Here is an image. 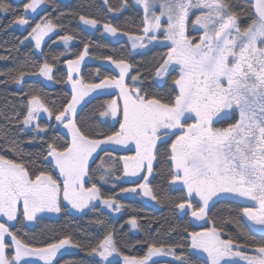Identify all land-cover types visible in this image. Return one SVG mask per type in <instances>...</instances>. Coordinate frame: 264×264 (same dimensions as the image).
<instances>
[{"label": "snow or ice", "instance_id": "snow-or-ice-1", "mask_svg": "<svg viewBox=\"0 0 264 264\" xmlns=\"http://www.w3.org/2000/svg\"><path fill=\"white\" fill-rule=\"evenodd\" d=\"M46 3L47 0L25 3L9 26L29 27L28 35L16 38L14 45L0 44V49L8 53L0 60L18 61L12 70L0 71V76L5 77L0 84L19 86L25 108L21 116L15 110L9 114L7 102L0 107V119L5 121L0 125V147L15 157L0 155V217L26 225L37 221L42 213H60L62 201L79 212L93 201L119 212L123 205L111 196L103 197L92 180L94 176L101 181L109 177L123 179L115 176L117 161L105 146L132 144L135 154L117 159L123 161L124 176H139L143 183L122 188V194L142 195L157 204L170 199L166 193L158 195L153 183L163 156L166 183L185 192L182 200L174 203L176 210L184 215L190 211L197 220H206L211 219L209 212L223 197L251 201L258 207L244 206L240 214L249 228L264 234V0H254L248 7L241 0H133L143 12L140 34L123 31L111 23L103 24L104 31L114 37H127L132 50H147L155 42L163 44L167 51L155 59L147 76L139 71L129 76L133 65L125 58L96 57L115 65L118 77H100L97 69L99 81L86 83L82 76L73 78L89 54V44L85 43L75 59L66 61L71 97L60 107L37 92H23L29 77L53 81L54 64L45 58L42 64L32 65L30 54L23 60L14 55L26 41H34V49H42L45 37L64 29L63 24L48 17L30 25L28 14H36ZM103 3L110 14L130 7L128 0H121L115 8L109 0ZM14 12L7 0H0V15ZM77 18L83 26L100 25L97 19L83 14H77ZM190 27L202 32L198 39L188 34ZM75 39L69 34L59 36L66 46ZM29 67L36 70H26ZM126 79L132 81L131 85ZM112 88L119 89V98L105 102L96 115L120 116L119 130L111 134L90 131L78 109L82 111L81 104L90 93L99 95ZM155 88L166 92L152 91ZM42 114L47 121L67 129L70 140L62 145L47 142L37 161H26L23 157L30 154L23 145L35 139L20 140L11 133L17 128L20 132L47 133L50 125H41ZM41 160L50 170H42ZM53 171L62 179L53 176ZM92 223L104 226L103 220ZM128 223L139 229L135 217ZM222 223H235L244 242L213 222L204 231L188 234L192 256L198 250L206 253L210 264H264V238L248 243L249 237L238 219L229 216ZM13 227L0 223V264H61V258L72 249L99 257L97 264H120V260L110 257H120L123 264H168L154 259L160 257L193 264L188 254L177 252L184 248L183 244L150 243L145 255L128 256L121 251L114 230H107L95 245L89 240L75 241L71 235L34 245L17 235ZM169 230L175 229L170 226Z\"/></svg>", "mask_w": 264, "mask_h": 264}, {"label": "trees", "instance_id": "trees-1", "mask_svg": "<svg viewBox=\"0 0 264 264\" xmlns=\"http://www.w3.org/2000/svg\"><path fill=\"white\" fill-rule=\"evenodd\" d=\"M7 2L15 12L0 15V44H4L5 47L16 44V38L23 39L30 31L29 27L26 31H20L9 26L13 15H19L23 10V5L28 3L29 0H7ZM241 2L245 7H248L252 1L241 0ZM120 3L121 0H109V4L114 8L119 7ZM128 3L130 7L124 11L118 14H110L103 0H70L68 2L47 0L46 7L35 17L29 19L30 25L34 26L43 17H48L54 22L63 24L64 29L58 30V32L44 42L41 50L43 55L36 53L31 41H26L14 55L19 60H23L26 54H30L32 65L42 64L43 60L47 58L49 63L54 64L53 84L48 86L42 80L28 78L23 92H37L46 100L55 101V106L60 107L71 97V89L67 82L66 61L75 59L82 52L85 43L89 44V59L81 65L79 76H82L86 83L98 82L100 77H118V69L115 65H112L110 61L97 59L96 57L112 56L113 59L125 58L133 65L130 76L136 75L137 71L147 76V69L152 66L155 59H158L159 56L167 51L166 47L154 46L146 52L134 53L126 41H112L105 37L101 30L94 32L87 31L81 26L77 18V14H83L89 18L97 19L101 24L111 23L123 31L139 35L140 29L143 27V12L139 8L132 6L131 0H128ZM61 13L64 15H61ZM64 34L76 37L68 47L57 43V38ZM53 41L56 42L54 43ZM7 54L6 51L0 49V56ZM54 56L58 57V59L53 60ZM17 63L18 61L12 59L0 60V71H10L16 67ZM97 69H99L100 77L96 76ZM26 70H36V68L29 67ZM3 79L5 77L0 76V80ZM127 83L131 85L132 81L128 79ZM152 91L164 94L166 89L155 88ZM20 94L21 88L19 86L15 84H0V107L5 106L7 102L6 111L9 114L15 110L19 111L22 116L25 108L23 101L20 99ZM112 97L113 94L96 95L81 105L82 111L78 109L81 121L87 122L90 131L96 130L111 134L119 130V123H101L100 117L96 115L98 110H102L101 106L108 100H111ZM49 106L51 107L52 105L49 104ZM4 122L3 119H0V125L4 124ZM39 122L42 126L46 123L50 125L47 133L38 135L32 130L20 132L18 128L13 129L11 133V135L19 137L20 140L35 139L34 143L23 145L25 152L30 154L23 157L26 161H37L38 154L45 151L47 142H56L62 145L70 140L68 135L55 121L49 122L46 118L41 117ZM2 144L3 142L0 141V145ZM120 153L116 154L120 155ZM102 154L100 153L101 156H103ZM0 155H6L9 159L15 158L12 153L4 151L2 147H0ZM161 161L162 163L159 166L156 179L153 183L158 195L166 193L170 199L163 200L158 208H154L138 198H120L118 194L121 189L132 185V183L114 181L109 178L107 184H105L103 182L106 181H101L98 176H94L92 182L100 187L102 196L105 198L109 196L113 199L117 198L119 203L123 205L121 207L122 213L119 217L114 218L110 216L106 211L101 209L99 204L95 205V208L91 206L85 213L78 215L71 212L62 203V211L58 217L40 218L32 227L23 223L14 224L15 227L12 230L16 231L17 235L26 242L34 245L54 242L66 235H71L75 241L89 240L92 245H95L97 240L101 239L107 230H114L115 239L119 243L124 255L143 256L146 254L150 243H156L158 246L161 244H183L184 248L177 249V252L183 251L188 254L193 259V264H209V262L201 254L197 253L196 256H192V250L189 247L191 239L188 234L212 227L213 222H215L216 226L223 227L224 232L231 234L234 239L242 243L244 242V236L238 233L235 223H222V220L227 219L229 216L239 220L244 232L249 237L248 243L264 238V234L249 228L245 218L241 216L240 210L244 206L240 202L230 198H221L209 212L211 219L206 218L202 223L195 220L191 216L190 211L188 215H184L182 212L176 210L173 205L182 200L185 192L179 190V188L170 187L166 183L164 177L167 175V164L163 162V156H161ZM39 163L42 165V170H50L42 160ZM116 174H122V167L119 161ZM52 175L59 178L58 173L55 171L52 172ZM150 180H152L151 177ZM132 217L137 219L139 229H133L128 223ZM98 219L104 221L103 227L92 223ZM170 226L174 227L175 230L170 231ZM224 238L228 237L225 236ZM98 260L96 257L87 255L84 251H77L65 254L61 258V264H64L65 261H72L74 264H97Z\"/></svg>", "mask_w": 264, "mask_h": 264}, {"label": "rangeland", "instance_id": "rangeland-1", "mask_svg": "<svg viewBox=\"0 0 264 264\" xmlns=\"http://www.w3.org/2000/svg\"><path fill=\"white\" fill-rule=\"evenodd\" d=\"M16 1H20V0H16ZM61 1H63V2H68V1H70V0H61ZM131 5L134 6V7L139 8V9L142 11V8H141L140 6L133 4V0H131ZM45 7H46V4L41 5L40 8H38L36 14H31V13H29L27 18L30 19V18L35 17V16H36L40 11H42ZM193 19H194V17H193ZM80 24H81V23H80ZM81 26H82L85 30H87V31H91V32L101 30L102 34H103L105 37L109 38L110 40H112V41H119V40L126 41L127 43H129V45H130V47H131V41H130L127 37H125V36H116V37L111 36L109 33H107V32L104 31V29H103V24H101V23H100V25H98L97 28H90V27H87V26H83L82 24H81ZM12 27H13V28H16V29H18V30H20V31H26V30L28 29V27H20V26H12ZM55 33H56V32L51 33L49 36L45 37V38H44V42H45L49 37H51L52 35H54ZM161 39H162V37H161ZM31 42H32L33 45H34V41H31ZM44 42H43V44H44ZM57 43H58L59 45L64 46V47H68V46L71 45V43H73V41L70 42V43L66 46V45H64V43H63L62 41L59 40V37H58V38H57ZM42 46H43V45H42ZM154 46H164V45H163V44H158V43H155V42H154L152 45H149V46H148V49H150V48H152V47H154ZM131 49H132V47H131ZM148 49H147V50H148ZM41 50H42V49H35L36 53L39 54V55L41 54ZM147 50H132V51H133L134 53H141V52H146ZM88 59H89L88 56H86L84 62H87ZM84 62H83V63H84ZM83 63H82V64H83ZM82 64H81V65H82ZM66 69H67V72H68V65H67V63H66ZM79 73H80V72H79ZM79 73H74V74H73V78L75 79V78L80 77V76H79ZM130 73H131V71L129 72V76H130ZM118 74H119V69H118ZM29 78H30V79H38V80H42V81H43L46 85H48V86H51V85L53 84L52 81H48L47 79H45V78H43V77H39V78H36V77H29ZM127 80H128V79H126V83H127ZM68 86L70 87V89H72V85H71L70 82H68ZM104 94H113L112 99H118V98H119V89L112 88V89H109V91H108L107 93H101V94H99V95H104ZM96 95H98V94L95 93V92H94V93H90L89 96H86V97H85L84 102H86L87 100H89L90 98H92V97H94V96H96ZM84 102H82V104H84ZM121 102H122V101H121ZM82 104H81V105H82ZM41 117L46 118V116H45L44 114H42ZM100 119H101V121H103V123L118 124V121L121 120V117H120V116H117V117H115V118H102V117H100ZM59 126H60V128H61L62 130H64V132H65V133L68 135V137L70 138V135L68 134L67 129H64L62 125H59ZM105 147H107V149L112 153V158L115 159V160L117 161L116 164H115V166H114L115 176H116V177H123V179H115V178H113V177H109L111 180H114V181H122V182H127V183H132V185H130V186H128V187H134L137 183H143V181L140 180L139 176H137V177L124 176L123 170H122V174H121V175L116 174V172H117V164H118V161L120 162L121 167H122V164H123V161H122V160H119V159H117V158H119V157H123V156H131V155H134V154H135V151H134V145H132V144H129V145H127V146H124V145H107V146H105ZM113 151H114V152H113ZM132 151H134V152H132ZM115 152H116V153L121 152L122 154L120 153V155H118V154H116ZM102 155H103V154H102ZM105 159L107 160L108 158L105 157ZM140 175H144V173H141ZM59 178H60V177H59ZM60 179H62V178H60ZM149 179H150V177H149ZM103 183L107 184V181H106V182H103ZM86 187H87V186H86ZM118 195H119L120 198H138V199L142 200L143 202H145L146 204H148V205H150V206H152V207H154V208H158V207H159V204H157V203L154 202V201H151V200H150L149 198H147V197H143L142 195H136V194H122L121 191L119 192ZM223 198H232V197L227 196V197H223ZM115 199H116V200L118 201V203H119V200H118L117 198H115ZM232 199H234V198H232ZM62 203H63V205H65L66 207H68V209H70L71 212H73V213H75V214H78V215L85 213V212H86V211H87L92 205H97V204H99V206H101V209H102L103 211H106L110 216H112V217H114V218L119 217V216L121 215V213H122L121 209H120L119 212L112 211V210L108 209V208H107L105 205H103L102 202H100V201H93V202L89 205L88 208L84 209L83 212H79V211H77V210L71 208V206L67 203V201H62ZM62 203H61V204H62ZM119 204H120V203H119ZM59 214H60V213H42V214H40V216H39L38 219L43 218V217L56 218V217L59 216ZM194 219L197 220L196 218H194ZM198 221L201 222V223L203 222V220H202V221H201V220H198ZM0 223H9L10 225H14V224H15V222H7L6 217H0ZM35 223H36V221H35V222H27L26 225L29 226V227H32V226L35 225ZM204 230H205V229H204ZM204 230H202V231H204ZM258 232H259V231H258ZM77 251H78V250H76V249H72L70 252H77ZM197 253L203 255V256L207 259V261H208V258H207L206 253L199 252L198 250H197ZM93 257H94V256H93ZM96 258L99 259V257H96ZM110 259H118V260H120L121 264H123V261H122V259H121L120 257H110ZM154 259H161V260L167 261L168 264H179V262L176 261V260H174L172 257H160V258H154ZM208 262H209V261H208ZM40 264H42V262H40ZM209 264H210V262H209Z\"/></svg>", "mask_w": 264, "mask_h": 264}, {"label": "flooded vegetation", "instance_id": "flooded-vegetation-1", "mask_svg": "<svg viewBox=\"0 0 264 264\" xmlns=\"http://www.w3.org/2000/svg\"><path fill=\"white\" fill-rule=\"evenodd\" d=\"M188 34L192 37H195L198 39L199 35L202 34V32L198 33L197 31H195L194 29H192L191 27L188 30ZM191 122V121H190ZM231 197V196H230ZM233 198V197H232ZM230 198V199H232ZM233 200L240 202L243 206H255L258 207V205H255L254 202L251 201H244V200H238L236 198H234ZM258 232V231H257Z\"/></svg>", "mask_w": 264, "mask_h": 264}, {"label": "water", "instance_id": "water-1", "mask_svg": "<svg viewBox=\"0 0 264 264\" xmlns=\"http://www.w3.org/2000/svg\"><path fill=\"white\" fill-rule=\"evenodd\" d=\"M250 1L254 2V0H250Z\"/></svg>", "mask_w": 264, "mask_h": 264}]
</instances>
